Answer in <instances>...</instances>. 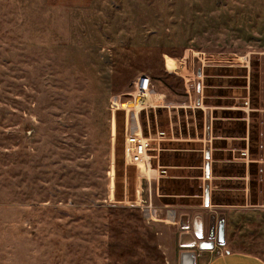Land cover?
<instances>
[{
	"label": "rangeland",
	"instance_id": "rangeland-1",
	"mask_svg": "<svg viewBox=\"0 0 264 264\" xmlns=\"http://www.w3.org/2000/svg\"><path fill=\"white\" fill-rule=\"evenodd\" d=\"M242 197L264 257V0H0V264H178L180 215Z\"/></svg>",
	"mask_w": 264,
	"mask_h": 264
},
{
	"label": "crops",
	"instance_id": "crops-1",
	"mask_svg": "<svg viewBox=\"0 0 264 264\" xmlns=\"http://www.w3.org/2000/svg\"><path fill=\"white\" fill-rule=\"evenodd\" d=\"M156 68L157 70H168L160 69L158 65H156ZM148 96L151 100H163L165 102L168 94L166 91L157 92V90L152 89ZM152 105H155V103L152 102ZM171 105L176 106L174 103ZM210 158H212L211 154ZM212 171L213 167L211 166ZM230 178H232L229 181L230 183L238 181L234 177ZM211 184V188L214 189V182H211ZM235 188L237 187L231 188L230 191L238 192ZM242 198L244 199V197ZM227 205L229 209L226 211L212 209L202 212H186L180 215L179 230L175 231V234L173 232L170 238L177 249L176 263L180 264L182 252H197V264H264V257L257 252L233 246L238 240L237 236L240 230L237 225L242 220L252 217L251 210H254V208H248L247 206L254 204H246L245 197L240 205L232 203ZM256 210H258L261 217H264V207ZM183 215L186 216L182 218Z\"/></svg>",
	"mask_w": 264,
	"mask_h": 264
},
{
	"label": "built area",
	"instance_id": "built-area-1",
	"mask_svg": "<svg viewBox=\"0 0 264 264\" xmlns=\"http://www.w3.org/2000/svg\"><path fill=\"white\" fill-rule=\"evenodd\" d=\"M134 90L135 92L133 94L131 93V95H134L136 98H146L152 90L151 77L149 75L140 76L135 82ZM163 135L164 134L162 133L158 137H148L140 131L135 130L131 131L127 136L129 144L128 152L132 162L146 168V173L148 174L149 172L152 173V171L158 170L152 166V155L150 154V151L153 150V141H155V139H160V141L165 139L164 137H161ZM161 172L162 174L167 173L166 170H162Z\"/></svg>",
	"mask_w": 264,
	"mask_h": 264
},
{
	"label": "water",
	"instance_id": "water-1",
	"mask_svg": "<svg viewBox=\"0 0 264 264\" xmlns=\"http://www.w3.org/2000/svg\"><path fill=\"white\" fill-rule=\"evenodd\" d=\"M186 215H183V217H185ZM197 259H198V253L197 252H193V253H189V252H182L180 255V264H197Z\"/></svg>",
	"mask_w": 264,
	"mask_h": 264
},
{
	"label": "bare ground",
	"instance_id": "bare-ground-1",
	"mask_svg": "<svg viewBox=\"0 0 264 264\" xmlns=\"http://www.w3.org/2000/svg\"><path fill=\"white\" fill-rule=\"evenodd\" d=\"M173 62V56L168 53H165L162 55L157 65L160 69H169L171 68Z\"/></svg>",
	"mask_w": 264,
	"mask_h": 264
}]
</instances>
